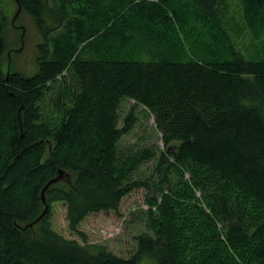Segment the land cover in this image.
I'll return each instance as SVG.
<instances>
[{
  "label": "trees",
  "instance_id": "1",
  "mask_svg": "<svg viewBox=\"0 0 264 264\" xmlns=\"http://www.w3.org/2000/svg\"><path fill=\"white\" fill-rule=\"evenodd\" d=\"M19 2L43 41L38 71L7 80L0 12V264H264V0ZM129 99L155 116L158 157L121 150ZM155 158L132 257L54 230L63 202L86 240L82 221L148 187L133 175Z\"/></svg>",
  "mask_w": 264,
  "mask_h": 264
},
{
  "label": "rangeland",
  "instance_id": "2",
  "mask_svg": "<svg viewBox=\"0 0 264 264\" xmlns=\"http://www.w3.org/2000/svg\"><path fill=\"white\" fill-rule=\"evenodd\" d=\"M18 9L15 0H0V12L6 18L4 26L6 50L1 62L6 74L11 71L32 76L38 71L37 51L43 37L34 19L24 10L13 22ZM135 105L132 99L124 100L121 105L122 117L133 111L137 123L130 134L122 137L120 148L123 152H136L149 148L156 151L158 157L165 149V145L162 133L155 122V116L148 112L146 107ZM122 124L123 120L120 126ZM156 164L157 158L152 159L144 163L133 175V178L147 181L148 187L135 189L124 197L118 212L90 214L82 221L79 229L86 236V240L70 231L67 206L63 202H55L52 205L51 221L54 230L65 238L77 240L80 244L87 242L102 245L120 257H132L137 252L136 237L149 232L147 219L149 200L158 196L150 183ZM140 264H157V262L146 257Z\"/></svg>",
  "mask_w": 264,
  "mask_h": 264
},
{
  "label": "water",
  "instance_id": "3",
  "mask_svg": "<svg viewBox=\"0 0 264 264\" xmlns=\"http://www.w3.org/2000/svg\"><path fill=\"white\" fill-rule=\"evenodd\" d=\"M15 1L17 2V4H18V8H19V9H18V11H17V13H16V15H15V17H14V19H13V22H15L16 18L18 17V15L20 14V12L23 10V7H22V5L20 4L19 0H15ZM9 74H10V71H9V73L7 74V77H6L7 80H8V78H9ZM19 119H20V121L22 122V120H21V110L19 111ZM62 178H63V173L61 172L60 175H59L57 178L52 179L51 181H49V182L47 183V185L45 186V188H44L43 191H42V198H43V202H44V203H46L45 192H46V190L48 189V187H50L52 184L57 183V182H58L60 179H62ZM47 211H48V206L45 207V210H44V212L42 213V215H41L36 221H34L33 223H31L29 226H30V227H33L34 224H37V223L43 218V216L47 213Z\"/></svg>",
  "mask_w": 264,
  "mask_h": 264
}]
</instances>
